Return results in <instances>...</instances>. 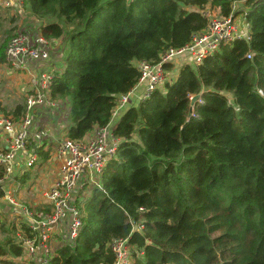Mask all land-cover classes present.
Returning a JSON list of instances; mask_svg holds the SVG:
<instances>
[{"label":"trees","instance_id":"1","mask_svg":"<svg viewBox=\"0 0 264 264\" xmlns=\"http://www.w3.org/2000/svg\"><path fill=\"white\" fill-rule=\"evenodd\" d=\"M235 1L0 3V17L16 8L13 21L27 9L34 23L13 26L0 46L1 63L8 65L6 48L18 32L40 33L51 44L55 106L33 109L27 153L36 151L38 162L53 147L50 136L34 138L39 127L82 140L108 124L120 96L138 82L139 61L157 63L165 49L180 48L203 30L206 6L228 16ZM240 7L249 40L222 43L198 64L188 53L176 56L163 63L159 87L143 100L131 95L118 110L110 125L120 141L99 185L85 180L89 195L82 198L80 188L73 194L82 221L78 235L73 240L64 225L56 229L50 240L59 235L64 243L55 252L51 246L46 264H115L116 239H125L128 251L120 264H264V0ZM25 110L24 92L2 115L18 122ZM56 125L61 136L51 131ZM18 172L23 181L28 177L25 169ZM22 227L27 233L26 223ZM15 229L2 214L0 231L9 234L0 237V264L24 262L16 261L23 251Z\"/></svg>","mask_w":264,"mask_h":264},{"label":"built area","instance_id":"2","mask_svg":"<svg viewBox=\"0 0 264 264\" xmlns=\"http://www.w3.org/2000/svg\"><path fill=\"white\" fill-rule=\"evenodd\" d=\"M23 0H0L5 6L21 5ZM235 1L231 5V14L218 16L219 9L206 6L202 14L207 20L203 30L192 34L190 41L180 48L169 47L160 55L157 63L145 60L138 62L140 76L136 86L127 94L120 96L117 105L112 111L108 124L98 127L95 133L82 140H73L68 137L50 135L48 130L39 127L31 132L35 139L50 136L53 143L54 159L58 162L57 175L52 183L43 190L42 198L45 204L27 205L18 199L16 190L10 187H1L3 201L10 207L20 212V215L6 213V217L13 221L16 229L14 237L22 247L19 260H35L46 264L51 258V235L62 225L66 227L71 239H75L81 227V214L73 202V194L81 188L86 180L89 184L99 185L98 176L104 169L107 160L116 153L119 138L115 137L111 128V120L118 110L124 106L131 95H136L139 100L147 98L164 78L163 63L172 60L184 53L190 54L196 64L200 63L207 55L217 50L222 43L244 38L249 40V23L246 20V11ZM237 10L239 13L235 14ZM51 44L40 33L30 34L18 32L11 36L5 59L13 71H27L28 81L25 91L26 110L18 122L6 115H0V132L4 136V143L0 146V164H3V173L6 175L14 169V159L21 153L28 151V136L32 124L33 109L40 105L55 106L51 99L49 84L54 73L50 68ZM251 57V53H248ZM43 62H47L44 64ZM142 87L139 94L138 87ZM261 93V92H260ZM37 153L31 152L18 170H24L37 163ZM88 172V177L86 176ZM3 179L0 178V181ZM4 214L0 205V218ZM21 224H19V223ZM22 222L29 228L28 232L22 227ZM125 239H116L111 248L116 257V263H124L127 255ZM11 259V258H10Z\"/></svg>","mask_w":264,"mask_h":264},{"label":"crops","instance_id":"3","mask_svg":"<svg viewBox=\"0 0 264 264\" xmlns=\"http://www.w3.org/2000/svg\"><path fill=\"white\" fill-rule=\"evenodd\" d=\"M6 79H15L13 84V92L14 93V103L17 102V100L24 94L26 91V84L28 81V72L27 71H13L8 65H6ZM24 91V92H23ZM15 105V104H14ZM13 105V106H14ZM1 108L3 106H0ZM0 115L3 114L2 109H0ZM54 133H57L59 136L62 130H60V126L56 125L52 130ZM62 133V132H61ZM4 143V136L0 132V146ZM47 147L44 148L46 150ZM52 149L48 151V156L44 160H39L35 165L32 167L25 168V175L28 176L23 181L21 179L22 176H18L19 167L23 164L24 158L28 155L27 152H23L19 154L20 156L14 159V169L12 172L8 174H4L2 172V175L0 178L3 177V179L0 181V190L2 194L1 187H10L17 192L18 199L20 202L27 203V205H37L40 202H44V199L42 198V192L44 189H46L54 180V178L57 175V168H58V162L54 159V155H51ZM36 152V151H32ZM37 153V152H36ZM38 156V154H37ZM29 193V195L26 193V191ZM77 191V190H76ZM3 198L2 195L0 197V205H3ZM7 208L4 209V216H6ZM58 230V229H57ZM16 261H19V259L16 257ZM29 261H24L23 263L19 264H28Z\"/></svg>","mask_w":264,"mask_h":264},{"label":"rangeland","instance_id":"4","mask_svg":"<svg viewBox=\"0 0 264 264\" xmlns=\"http://www.w3.org/2000/svg\"><path fill=\"white\" fill-rule=\"evenodd\" d=\"M240 6L243 3H239ZM211 7V6H210ZM214 8V7H211ZM15 10L16 8H8L6 12H1V17H0V46L1 44H3V42L6 44L8 41L9 36L12 34L13 32V26L17 25L20 27L24 26V24H30L33 25V21L31 18H29V14H28V10L25 9L26 11L23 10H18V13H16V18L13 19V21L10 19L11 15L15 14ZM13 12V13H12ZM21 14V15H20ZM217 15L219 16V13H217ZM46 20V19H45ZM47 21V20H46ZM21 31V29L19 30ZM24 32H27L24 30ZM6 63H1L0 62V106H3L2 108H8L13 106L14 103V93L13 92V84L12 82L15 79H11L13 77H11L10 79H6ZM12 80V82H11ZM228 97H230V95H228ZM0 107V109H2ZM1 112V110H0ZM88 172L86 174V176L88 177ZM89 188V187H88ZM86 187V185H84V183L82 184V187L79 189V194L82 193L81 197L84 198V196L86 197L87 195H89V190ZM26 193L29 195V193L27 192V190H25ZM27 204V203H24ZM8 220V217H6ZM13 221L15 222V219H13ZM8 223V221H7ZM19 223V222H18ZM21 224V223H19ZM8 235L9 232L7 231H0V237L1 239L5 236ZM54 236V237H53ZM52 240H51V246L53 248V252H55V250L58 248L59 245L63 244L64 241L61 240V238H59V235H53ZM64 239V238H63ZM54 241L56 243H54ZM20 257V256H19Z\"/></svg>","mask_w":264,"mask_h":264},{"label":"water","instance_id":"5","mask_svg":"<svg viewBox=\"0 0 264 264\" xmlns=\"http://www.w3.org/2000/svg\"><path fill=\"white\" fill-rule=\"evenodd\" d=\"M193 100H195V98H193Z\"/></svg>","mask_w":264,"mask_h":264}]
</instances>
